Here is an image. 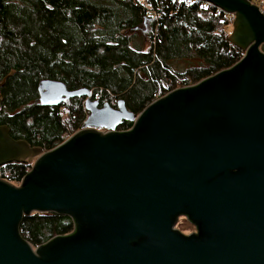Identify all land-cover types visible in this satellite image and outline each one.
I'll list each match as a JSON object with an SVG mask.
<instances>
[{
    "label": "water",
    "instance_id": "1",
    "mask_svg": "<svg viewBox=\"0 0 264 264\" xmlns=\"http://www.w3.org/2000/svg\"><path fill=\"white\" fill-rule=\"evenodd\" d=\"M198 1L232 14L243 54L231 66L138 113L42 79L41 105L84 97L88 112L48 150L0 124V166L30 165L18 184L0 177V264H264V15L250 0ZM33 212L72 230L32 246L19 226Z\"/></svg>",
    "mask_w": 264,
    "mask_h": 264
},
{
    "label": "trees",
    "instance_id": "2",
    "mask_svg": "<svg viewBox=\"0 0 264 264\" xmlns=\"http://www.w3.org/2000/svg\"><path fill=\"white\" fill-rule=\"evenodd\" d=\"M231 18L198 0H0V80L7 76L0 124L13 138L44 150L79 129L87 116L84 97L43 106L42 79H60L70 90L88 88L100 103L122 98L138 113L166 92L240 59L243 51L228 40ZM130 126L123 120L117 128ZM29 167L4 164L0 177L18 184ZM19 229L37 246L70 232L72 221L33 212Z\"/></svg>",
    "mask_w": 264,
    "mask_h": 264
},
{
    "label": "rangeland",
    "instance_id": "3",
    "mask_svg": "<svg viewBox=\"0 0 264 264\" xmlns=\"http://www.w3.org/2000/svg\"><path fill=\"white\" fill-rule=\"evenodd\" d=\"M228 15H230V16H232V14H228ZM227 28H228V30L231 32V30H232V18H231V20H230V23H229V25L227 26ZM230 34V33H229ZM173 65V64H172ZM191 84H193V83H191ZM92 98L93 99H97L96 97H95V95L93 94V92H92ZM111 104H113V105H115L116 104V100L114 99V100H112L111 101ZM87 111V110H86ZM87 114H88V112H87ZM86 114V115H87ZM80 127H81V125H80ZM79 127V128H80ZM77 131V130H76ZM64 136H67V134H64L63 135V137ZM63 137H62V140H63ZM175 227L177 228V229H179L182 233L184 232V233H187V232H189L191 229H193L194 228V226L188 221V220H186L184 217H180L179 219H178V222L176 223V225H175Z\"/></svg>",
    "mask_w": 264,
    "mask_h": 264
},
{
    "label": "built area",
    "instance_id": "4",
    "mask_svg": "<svg viewBox=\"0 0 264 264\" xmlns=\"http://www.w3.org/2000/svg\"><path fill=\"white\" fill-rule=\"evenodd\" d=\"M135 1H137V0H135ZM183 1L188 4V3L192 2L193 0H183ZM250 2L255 4L258 7V10L264 15V0H250ZM150 13H152V12H150ZM67 136H69V135H67ZM67 136H65L64 138H66Z\"/></svg>",
    "mask_w": 264,
    "mask_h": 264
},
{
    "label": "flooded vegetation",
    "instance_id": "5",
    "mask_svg": "<svg viewBox=\"0 0 264 264\" xmlns=\"http://www.w3.org/2000/svg\"><path fill=\"white\" fill-rule=\"evenodd\" d=\"M100 104H101V103H100ZM100 104H99V105H100ZM194 231H196L195 228L191 229V230H190L189 232H187V233H184V232H183V233H184V234H188V233H191V232H194Z\"/></svg>",
    "mask_w": 264,
    "mask_h": 264
}]
</instances>
